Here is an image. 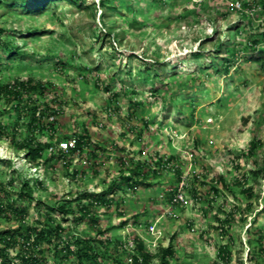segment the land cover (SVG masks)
Returning a JSON list of instances; mask_svg holds the SVG:
<instances>
[{
  "label": "rangeland",
  "instance_id": "1",
  "mask_svg": "<svg viewBox=\"0 0 264 264\" xmlns=\"http://www.w3.org/2000/svg\"><path fill=\"white\" fill-rule=\"evenodd\" d=\"M0 28L6 31L2 42L11 46L0 43V86L34 79L49 87L44 95L24 94L19 110L18 102L0 101V125L7 128L0 139L1 182L12 199L25 182L33 189L31 202L15 204L29 213L25 225L42 219L39 203L42 215L46 206L67 204L77 211L87 204L83 196L102 197L109 205L92 208L97 225L89 220L77 225L79 214L52 215L65 228L61 247L73 246L76 238L97 239L102 231L100 240L110 246L99 245L101 264H127L125 245L136 236L152 254L171 243L170 264H220L218 251L226 244L233 252L231 264H256L250 240L256 228L264 231V12L259 0H83L79 5L62 0L42 14L9 11ZM254 40L257 46L251 45ZM132 100L141 106L132 109ZM46 104L60 111L56 117L47 112L42 120L53 122L54 131L32 133L31 110L38 106L39 116ZM84 128L96 162L89 147L82 155L59 152L61 142ZM32 136L36 144H54L39 166L18 147ZM254 140L258 148L251 155ZM121 157L128 166L130 160H177L145 181L152 187L132 189L122 179L129 174ZM178 170L185 201L175 205L170 200ZM219 177L225 186L217 183ZM6 202L1 193L0 203ZM229 214L235 218L229 237H223L217 227ZM8 216L0 217V232L20 225ZM54 253L53 247L46 250L47 264H77Z\"/></svg>",
  "mask_w": 264,
  "mask_h": 264
},
{
  "label": "trees",
  "instance_id": "2",
  "mask_svg": "<svg viewBox=\"0 0 264 264\" xmlns=\"http://www.w3.org/2000/svg\"><path fill=\"white\" fill-rule=\"evenodd\" d=\"M19 1V4L16 2ZM62 0H0V19L6 15L7 12L21 10L24 14L34 15V14H42L47 9H49L56 2ZM83 2V0H72L74 5H79V3ZM261 3V9L264 12V0H259ZM245 8H250L251 5H244ZM81 7V6H80ZM101 7L105 8L104 2L101 3ZM5 30L0 28V43L6 48L10 49L9 44H5L2 42V35L5 34ZM264 41V34H263ZM259 44L258 40H254L251 45L257 46ZM223 48L222 43H219L216 47L217 50ZM14 51H17V49ZM220 51V50H219ZM227 53H230L229 50H226ZM200 53V52H199ZM232 59L235 57V53L230 55ZM156 64L160 65L158 62ZM224 68V72L229 74L230 69L232 67L231 59H227ZM230 63V64H229ZM150 70L159 75L158 68L150 67ZM163 72H166L165 69L161 68ZM218 72V71H217ZM49 90V87L44 85L41 82H37L34 79H28L26 81H17L13 85L0 86V101L5 99L8 103L18 102L16 109L19 110L20 107H23L24 102L22 100V96L24 94L31 93H39L41 95L46 94ZM132 105V109L138 108L141 106L140 103L134 102L133 100L130 102ZM44 112H41L39 116H37V112L39 111L38 106H34L32 108V118L30 122V128L32 129V133L41 132L45 129H51L54 131V123L49 122L48 124L43 123V119L46 116L47 112H51L53 117H56L60 114V111L55 108H50L49 104L44 105ZM112 110L110 109V112ZM131 119L136 117V112H132L129 114ZM145 123V128L148 129V123ZM134 127V126H133ZM7 128L0 125V139L4 138L6 135ZM56 133V132H53ZM71 140H76V146L74 148H70L67 152L59 150L61 153H65V157L67 156H75L84 154L86 148L92 149L90 152L91 159L96 162L97 160V151L92 146L91 136L89 135V131L84 128L83 132L75 133ZM66 140V141H71ZM54 144L46 143V144H36L33 136L28 140H25L19 147L20 151H24L27 157V160L39 166L44 162V154L49 149L53 148ZM97 148V147H96ZM258 148V142L255 140L250 144L249 154H254ZM98 150H101V147H98ZM177 159L175 157H170L168 160L164 158H157L156 160L152 159L150 162L141 161V160H130V164L128 166L127 162H124L122 157L120 158L121 165L126 167L127 173L129 176H124L123 181L132 189L138 188V186H148L152 187V184H147L145 181L150 177H159V169L167 167L169 164L174 163ZM168 169V168H167ZM175 171V170H174ZM177 180H176V190L172 193L171 204L173 203L174 198L178 194V187L182 183V176L180 170L177 171ZM221 183V185L225 186L226 182L223 177H219L217 180ZM12 185V183L10 184ZM114 187H109L108 192L110 193L114 191ZM213 193H218V189L216 187L212 188ZM248 194L252 193V189L246 190ZM4 193L6 196V203H0V217H8L15 216L16 220L20 224L16 229H8L0 232V264H47V260L45 258L46 250L49 248H54L55 253L54 257L56 259L60 258L63 253L64 259L75 258L77 260V264H101L102 253L99 249V245L110 246L109 240L103 242L100 240V237L104 234L102 231H99V237L97 239H81L76 238L75 242H73V246L67 242V245L61 247L65 244L63 240V234L65 233V228L62 224L56 223V220L53 218V214L59 212L62 216H67L70 214L77 215L79 217L76 220L77 225L83 223L85 220H89L93 224L97 225L96 214H94L92 208H96L99 206L109 205V202L105 201V198L102 197H91L89 195H85L82 199L87 200V204H81L78 206L77 211H75L72 206H67L64 204L62 206H58L57 209L52 208L50 206H46L47 213L41 215V203L37 204L38 212L40 213L41 220H38L35 226H27L25 222L28 218V212L23 209L15 208V204L18 202H31L33 199V189L29 186L27 182H25L20 191L17 193L16 198L12 199V194L8 192L7 186L1 182L0 177V195ZM196 197V196H195ZM177 205V204H175ZM250 209V208H249ZM260 213H264V206ZM235 216L233 214H229L228 217L219 222L221 223L218 230H220L221 235L228 236L229 228L231 221H233ZM254 235L250 240V244L255 242L254 246L251 249V255L253 260L251 263L260 262L264 264V231L263 229H255L253 232ZM229 237V236H228ZM229 239H232L230 237ZM136 248L135 251L140 258L143 260V264H153L154 261L158 260L160 264H170L171 260L175 257L174 246L170 243L167 248L159 247L156 254H152L147 251L144 241L136 236ZM98 244V248L95 245ZM107 248V247H106ZM118 247L113 248L114 251H117ZM233 258V252L231 250V245L226 244L219 248L218 251V259L220 264H231ZM135 264L138 261L137 257L134 256ZM117 264H121L117 260Z\"/></svg>",
  "mask_w": 264,
  "mask_h": 264
},
{
  "label": "built area",
  "instance_id": "3",
  "mask_svg": "<svg viewBox=\"0 0 264 264\" xmlns=\"http://www.w3.org/2000/svg\"><path fill=\"white\" fill-rule=\"evenodd\" d=\"M59 146H60L59 150L67 152L70 148H74L76 146V140L61 142ZM51 150H53V149L51 148ZM184 201H185L184 197H183V195H181L180 190H179L178 194L176 195V197L173 200V203L182 204ZM153 232H154V229H153ZM125 247L129 251V255L127 257V264H135L134 256H136L137 259H138L136 264H143L142 258H140L138 256V254L136 253V251H135V248H136V240H135V238L133 240H130L125 245Z\"/></svg>",
  "mask_w": 264,
  "mask_h": 264
}]
</instances>
